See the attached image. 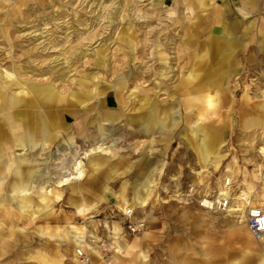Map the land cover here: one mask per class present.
I'll return each instance as SVG.
<instances>
[{"label": "rangeland", "instance_id": "374dc122", "mask_svg": "<svg viewBox=\"0 0 264 264\" xmlns=\"http://www.w3.org/2000/svg\"><path fill=\"white\" fill-rule=\"evenodd\" d=\"M79 1L59 0L58 4L55 3L54 5L50 3V0H27L26 5L19 8V13L14 18H11L12 24L8 27V35L11 45L14 47V54L17 56L22 50L30 49L33 45H38L42 41H44V44L49 42L53 44L55 41H60L66 34L72 35L76 34V32H84V35H87L90 40L81 41L76 39V37H71L68 42L63 41L61 43L65 49L64 51H86L89 54L92 50L99 47L103 48V55L106 56V66H100L103 81L114 82L116 79L122 77L127 82V90H131L135 86L139 87L136 95L141 97L143 95H154L157 92L155 87L158 81L163 82L164 88H167L170 94L175 81L185 74L189 67L197 62V57L200 56V52H198L199 55H196V58L192 61L190 57L191 52L200 51L199 48L203 45L204 47H208V54L203 60L205 61L206 59V61L202 62L197 70L199 75L197 85L204 90H198L199 93L195 95H201L206 91L214 95L213 90L217 88L212 89L204 85V82L207 79L208 73L219 70L223 72L222 65L226 59H222L221 53L225 51L228 44L218 40L217 37L221 35L219 26L208 23L206 26V21L196 22V20H193L196 14L184 9V0H100L103 4L110 5L112 3L113 6L125 8L122 13L123 18L129 15V10L140 11L139 14L143 13L145 15L144 20L140 19L136 22V30L132 35V39L136 45L133 55H131L129 49L122 42L118 41L119 33L126 25L125 20H121L120 22L113 21L110 24L105 21L97 26L91 25L89 27L90 20L93 19L95 13H91L89 9L86 12L82 10V7L79 6ZM1 2L0 20H3L5 19L4 14L7 13L13 1L9 0L7 2L6 0H2ZM219 2L229 7L226 8L229 18L236 20L239 26L230 34V37L238 42L232 48L234 56L231 59V64H233L235 72L227 77L226 82L222 81L221 83V81H218L221 83V94H219V98L216 100V116L206 121L207 125L214 126L217 129L224 141V145L219 153L221 159L217 162V165L213 163L203 167L197 160L194 150L182 144L183 137L189 133L187 127L191 124V119L189 120L186 117L190 116L192 118L195 115L197 106L193 107V104H191L193 108L186 109L185 111L181 109L179 111V114L183 118L179 125V131L183 130L184 133L182 132L181 135H176L177 133L171 135L169 137L171 141L169 145L165 144V135L158 136L154 134L157 135L153 141L152 149L154 152L150 155L148 152L146 156L143 154L149 148L144 147L146 143H135L137 140H145L144 136L129 135L130 131L133 130L131 127L122 124L115 125L114 129L116 131L115 135L118 147L124 151L119 149L117 158L109 165L113 173L110 174L108 179H105L102 174H88L81 183L73 185L74 189L77 190L76 192H78L77 194L74 195L70 187H67L63 191L62 200L52 206L51 214L49 212L45 215L43 214L33 223L27 222L26 219L23 222L17 221V229L14 228V231L18 235L24 234L27 237L23 245L29 254L31 253L30 247L34 248V250L43 251V245L47 243L52 248H55V245H60L58 248L66 258L62 264H78L73 260L84 261L74 253L76 246L72 238L60 242L57 238L51 239L44 235V227L46 225L50 229H63L69 225V227L75 226L79 228L86 240L94 243L93 245L97 247L103 260L109 261L111 247L114 244L113 235L110 230L112 223L117 224L120 228V235L127 241H132L136 237V235H126L124 233L120 220L112 216L110 209L111 207H117L116 203L120 199H124L128 204L132 203L133 195L136 193V189L140 185L139 183H142L143 178L141 179V177L144 172L141 173V171L145 167V171L146 168L148 169L147 172L157 168V183L159 182L158 186H155L157 190L145 202L144 207H135V215L145 221V229L137 234V238L142 239L141 248L147 253L148 261L146 264H168L170 256L166 250L176 244L186 245L195 251L194 256H189V264H258L261 259H264V239H257V242L253 243V247H247L245 244L246 236L244 234L235 235L232 233L233 227L237 226L234 223L237 221L233 218L227 219L220 213H204L192 205H180L171 201L164 203L163 201L167 200V197L161 194V190L163 189L166 191V194H171L175 192L179 185L184 188L187 182V184L195 183L197 180L194 175L199 171H203L199 175L200 177H198L199 184H203V178L210 175L219 184L220 175L227 166L245 170L247 174L257 172L260 166L264 169V157L258 151V148L262 146L260 140L262 135H264V128L257 125L247 127L244 123L250 117H264V110L261 108V104L264 102V37L261 38L259 35V28L261 27V23L264 22V12L261 10L245 17L239 13L236 0H219ZM96 3L97 0L94 1V5ZM58 5H60L61 9L57 8ZM74 11L78 15H81L80 18L85 20L83 24L87 25H76L75 18L72 16ZM169 11L171 12L170 15ZM59 13H64V19L57 16ZM186 14L187 18H184ZM57 18L59 20H56ZM188 18L192 19V21H189ZM40 21L39 27L41 31L45 32L44 38L33 42L34 34L29 36V33L34 29H30L29 31H25V29L38 25ZM1 23L3 25V21ZM43 23L47 25L44 27ZM251 23L253 25L248 29ZM145 24H147V27H145ZM1 27L3 26H0V59H4L9 47L1 35ZM187 28H189L192 34H195L197 46L190 45L188 50H184ZM65 29L67 31L64 33ZM245 32L247 36L243 38L242 35ZM208 34H212L211 40L206 39ZM251 36H254L253 40L248 39ZM146 40H149V42ZM156 40L160 44L170 48L166 53H168L170 65L173 67V74L170 77L175 74L173 80L170 78L162 79L155 75L162 71V63L154 60L151 56L153 46L150 45H152L151 42ZM216 43H219L217 45L220 52L218 49L216 50ZM48 46H50V43ZM247 48L250 49V57H255L258 63L262 61L258 66H252L247 61L248 54L247 51L245 52ZM50 52L48 51L45 55L46 57L43 55L42 60L49 61L52 59L53 61L61 53L59 47L55 49L54 53ZM88 57V59L86 57L73 61L75 62L74 66L76 70L68 74L70 77L69 81H62L58 85L59 81L54 82V79H56L55 74L50 83L57 86L59 91L65 94L75 91L76 77L90 74L96 67V63L90 54ZM5 61L7 62V59ZM49 66L53 68L55 67V63L49 64ZM68 76L66 75V77ZM212 78L215 79L216 76ZM40 81L44 83L46 80L40 79ZM226 84H228V88L224 90ZM97 87L102 88L103 84L99 82ZM124 93L126 94V92ZM114 97V92L108 90L99 99L98 108L103 109L107 102L115 108L117 102ZM184 97L185 95L181 93V98ZM123 100L126 101L125 98ZM158 100L168 102L170 99L166 95H160L158 96ZM132 104L133 102H131L129 110L132 108ZM132 110L125 112V115L132 113ZM60 121L63 122L62 118ZM64 126L65 128L60 131L62 133H71L72 119L67 118ZM93 136L87 135L89 138H93ZM62 137H58L43 153L62 158L58 156L59 148L62 147V143H60L62 142ZM74 141L81 147L85 144V138L83 137L74 136ZM255 143L258 144L255 145ZM14 153L20 152L15 149ZM43 157L44 155L36 156V159L40 162L43 160ZM68 157L66 155L63 158L67 160ZM211 161H214L213 158ZM49 169L52 170V166H49ZM174 178H176L178 183H172L171 180ZM235 179L237 180L238 177L235 176ZM104 185L109 188L111 191L109 194L113 198L100 202L98 194ZM254 194L252 193L251 195L253 198ZM70 199L82 201L85 204H95V206L91 208L89 214L82 217L76 214L73 205L70 203ZM130 206L134 205L130 204ZM125 207H128V205L123 206V208ZM198 216L204 218L203 222L198 221ZM18 229L23 233L19 232ZM68 230L74 232L69 228ZM144 233H146L145 236ZM26 243L30 246L29 248ZM102 245L107 248L105 253L101 249ZM78 250L80 248H77ZM83 250L88 259L85 263L91 264L90 260L94 259L93 256H89L86 249ZM25 254V257H27V253ZM11 259H0V264H4ZM15 264L35 263L18 260Z\"/></svg>", "mask_w": 264, "mask_h": 264}, {"label": "bare ground", "instance_id": "6f19581e", "mask_svg": "<svg viewBox=\"0 0 264 264\" xmlns=\"http://www.w3.org/2000/svg\"><path fill=\"white\" fill-rule=\"evenodd\" d=\"M1 1L0 4L2 3ZM6 1L9 2V0ZM12 1L7 13L4 14L5 19L0 20L1 22L3 21V25L0 22V26H3L1 27V35L9 47L5 54L6 58L0 59V259L12 258L4 264H15L18 260L31 261L35 264H62L66 258L58 248L60 245H55L56 247L52 248L50 244L46 243L43 245V252L42 250H34L26 243L27 247H30L31 253L29 254L23 245L27 237L24 234H16L14 228L17 229V221L19 220L23 222L26 219L27 222L33 223L41 215H45L48 212L51 214L52 206L62 200L63 191L70 187L72 188V193L74 195L77 194L78 192H76L77 190L74 189L73 185L81 183L88 174H102L105 179L110 177L113 172L109 165L117 158L119 149H122L118 147L115 125L122 124L131 127L133 130L130 131L129 135L144 136L145 140H137L135 143H146L144 147H149L148 151L143 153L146 156L147 152L149 155L154 152L152 149L153 141L157 135H165V144L169 145L171 143L169 139L171 135L184 133L183 130L179 131V125L183 119L179 111L181 109L185 111L197 106L194 117H186L189 120L191 119V124L187 127L189 133L183 137L182 144L194 150L197 160L203 167L213 163L217 165V162L221 159L219 153L224 141L217 129L214 126L207 125L206 121L216 116V100L221 94L220 86L222 81L226 82L227 77L235 72L233 64H231V59L234 56L232 48L238 42L231 38L230 34L235 31L239 23L229 18L226 9L229 7L219 2V0H184V9L196 14L193 20H196V22L206 21V26L207 23L219 26L221 35L217 38L220 42L228 44L225 51L221 53L222 59H226L223 65L221 64L223 72L219 70L208 73L204 82V85L212 89L217 88L213 90L214 95H211L209 91L201 95H195L199 93L198 90L202 91L203 89L197 85L199 80L197 70L200 64L206 61V59L205 61L203 60L208 54V47L203 45L200 46V51L191 52L192 61H194L196 55H199L198 52H200V56L197 57V62L190 66L185 74L175 81L170 94L169 90L164 88L162 81L156 83L157 92L154 95H143L141 97L136 95L139 87L135 86L133 89L127 90V82L122 77L114 82L103 81L100 66H106V56L103 55V48L101 47L89 53L96 63L94 71L90 74L76 77V90L65 94L59 91L58 87L51 84L50 81L55 74L56 79H54V82L59 81L58 85L62 81H69L70 77L68 74L76 70L75 62L73 61L86 57L88 59L89 54L86 51H64L65 49L61 43L63 41L68 42L71 37H76V39L81 41L90 40V38L84 35V32H76V34L72 35L66 34L60 41H55L53 44L49 42L50 46H48L49 43L44 44V41H42L38 45H33L30 49L19 50L21 52L16 56L13 52L14 47L10 43L8 27L12 24L11 18H14L19 13V8L25 6L27 0ZM58 1L50 0V3L55 5V3L58 4ZM94 1L88 0L87 3H85L86 0L79 1V6L82 7V10L86 12L89 9L91 13H95L93 19L90 20L89 27L91 25L97 26L105 21L110 24L113 21L120 22L125 20L126 25L119 33L118 41L122 42L133 55L136 45L132 35L136 30V22L140 19L144 20L145 15L143 13L139 14L140 11L138 10V12L129 10V15L123 18L122 13L125 8L113 6L112 3L110 7V5L103 4L100 0H97L94 5ZM236 2L238 11L242 16L246 17L261 10L264 12V0H236ZM59 6L57 8L61 9ZM93 6L94 8L92 9ZM170 13L169 11V15ZM57 16L64 19V13H59ZM72 16L75 18L74 21L77 26L87 25L83 24L85 20L81 19V15H78L76 11L72 13ZM186 16L187 14L184 18H187ZM56 20L59 19L57 18ZM188 20L192 21L189 18ZM40 24L41 21L38 25L25 29V31L34 29L29 33V36L34 34L33 42L44 38L45 32L41 31ZM42 25L45 27L47 24L43 23ZM252 25L253 23L249 24L248 29ZM145 27H147V24H145ZM66 31L67 29H65L64 33ZM259 35L261 38L264 37V22L261 23L259 28ZM242 36L243 38L246 37V32ZM195 38V34H192L187 28L184 50H188L190 45L197 46ZM206 39L211 40L212 34H208ZM248 39L253 40L254 36ZM146 41L149 42V40ZM151 44L150 46H153L151 56L154 60L162 63V71L155 75L162 79L170 78L173 80L175 74L170 77L173 74V67L170 65L168 53H166L170 48L160 44L157 40L151 42ZM217 44L219 43H216V50H219ZM58 47L61 53L53 61L52 59L49 61L42 60L43 55L45 56L48 51L54 53ZM203 47L204 49L201 50ZM246 51L248 54L247 61L252 66H258L262 62L259 61L258 63L255 57L249 56V48ZM6 59L7 62L5 61ZM52 63H55V67L50 68L49 64ZM214 76H216L215 79L212 78ZM40 79H45L46 81L43 83ZM218 81H221V83ZM99 82L103 84L102 88L97 87ZM227 86L228 84L225 85L224 90H227ZM108 90L114 92L117 106L114 108L107 102L103 109H99V99ZM127 91L129 92L127 93ZM180 92L185 95L184 98H181ZM160 95H166L170 100L168 102L165 100L159 101L158 96ZM244 97L246 98V96ZM131 102L133 104L129 110ZM191 104H193V107ZM261 108L264 110V102L261 104ZM131 110L132 113L125 115V112ZM79 111L81 114H79ZM61 118L63 122L60 121ZM67 118L72 119V132L62 133L60 130L65 128L64 125ZM244 123L247 127L257 125L264 128V117H250ZM87 135L94 136L89 138ZM61 136H63L62 142H60L62 147L59 148L58 156L62 158L43 153L49 148L51 143L58 137L61 138ZM74 136L85 138L83 147L76 144ZM260 144L262 146L258 148V151L264 157V135H262ZM15 149L20 153L15 154ZM121 151L124 150L122 149ZM42 155H44L43 160L37 161L36 156ZM66 155L69 156L67 160L63 158ZM212 158L214 161H211ZM49 166H52V170L49 169ZM156 170L157 168H154L147 172L148 169L146 168L145 171V167H143V171H141V173L144 172L141 177L143 180L142 183H139L140 185L133 195L132 203L128 204L124 199H120L119 202L117 200L116 206L122 209L125 205L130 206V204H133L134 206L132 207L143 208L145 202L151 196L152 187L157 182ZM202 172L199 171L197 174L200 175ZM235 176L239 179H237L239 181L237 190L242 199L247 201L249 206L259 207L264 210V169H262V166L259 167L257 172L252 174H247L245 170L234 169L233 166H227L221 173L218 182L220 184L223 177ZM104 193H111V191L106 188ZM252 193H255L254 198L251 196ZM103 201L105 202L103 197L100 198V202ZM70 203L73 205L76 214L82 217L89 214L91 208L95 206V204H85L82 201L79 202L73 199H70ZM223 216L227 219L231 218L227 215ZM197 219L199 222L204 220L201 216H198ZM232 221L234 222L233 219ZM234 223L237 226L233 227L232 233L235 235L244 234L246 236V246L253 247V243L257 242V238L253 237L244 225L238 222ZM68 228L74 232H70ZM44 230L45 236L51 239L57 238L60 242L72 238L76 246L74 253L78 254L77 248H80L78 250L80 252L86 249L89 256L94 258L90 260L91 264H146L148 261L147 253L141 248L142 239L137 238L136 235L132 241H127L120 235V228L116 223H112L110 226L114 244L111 247L109 261L103 260L97 247L93 245L94 243L87 241L80 229L75 226L69 227L68 225V227L63 229H50L46 225ZM18 231L21 232L19 229ZM39 231L42 232L41 230ZM145 235L146 233H144ZM118 239L119 241H117ZM258 239L263 240L264 234L261 237L259 236ZM166 252L170 256L168 264H189V256L195 255V251L191 247L179 244L169 247ZM25 253H27V257H25ZM73 261L78 264H86L85 260L82 262ZM258 264H264V259H261Z\"/></svg>", "mask_w": 264, "mask_h": 264}, {"label": "built area", "instance_id": "2783aa9c", "mask_svg": "<svg viewBox=\"0 0 264 264\" xmlns=\"http://www.w3.org/2000/svg\"><path fill=\"white\" fill-rule=\"evenodd\" d=\"M198 172L195 173V183L181 185L171 194L161 190V194L167 197L164 203L176 202L180 205H192L197 209L207 213H220L233 218L238 223L244 225L248 232L257 239L264 234V210L259 207L249 206L247 201L242 199L237 190V180L235 177H226L220 184L216 179L210 176L203 178V184H199L200 177ZM215 175V174H214ZM213 179V180H212ZM224 180V181H223ZM172 183H178L176 178L171 180ZM159 183V182H158ZM156 182L152 187L151 195L157 190ZM155 188V189H154ZM159 194V193H158ZM110 213L121 222V227L126 235H137L145 229V221L135 215V207L128 206L123 209L111 207ZM102 251L105 253L107 248L102 245ZM77 256L88 261L84 250L77 251Z\"/></svg>", "mask_w": 264, "mask_h": 264}, {"label": "crops", "instance_id": "0c3cea01", "mask_svg": "<svg viewBox=\"0 0 264 264\" xmlns=\"http://www.w3.org/2000/svg\"><path fill=\"white\" fill-rule=\"evenodd\" d=\"M106 188H108V187L106 185H104V187L99 190V194H98L99 199L103 197V199L105 201H107L109 198H113V197H111V195L109 193H104V189H106Z\"/></svg>", "mask_w": 264, "mask_h": 264}]
</instances>
